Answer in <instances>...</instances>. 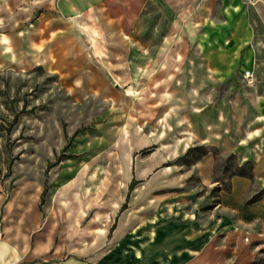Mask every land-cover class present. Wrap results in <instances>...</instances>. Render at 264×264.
Segmentation results:
<instances>
[{
	"label": "rangeland",
	"instance_id": "obj_1",
	"mask_svg": "<svg viewBox=\"0 0 264 264\" xmlns=\"http://www.w3.org/2000/svg\"><path fill=\"white\" fill-rule=\"evenodd\" d=\"M135 27L136 50L114 55L107 52L118 44L104 23L79 8L0 0L1 239L24 243L32 264H163L182 248L177 211L203 224L220 189L237 176L245 135L234 128L210 140L194 133L193 106L230 96L239 89L231 82L245 79V71L215 85L204 55L160 54L162 45L182 44L156 2H148ZM120 57L137 68L102 69L112 65L107 58ZM88 58L95 64L83 70ZM162 60L163 68L155 63ZM102 75L112 82L104 86ZM209 109L215 118L223 112ZM196 144L209 151L183 162ZM257 187L253 181L249 197ZM242 228L238 236L217 235L194 260L178 264H264L258 222Z\"/></svg>",
	"mask_w": 264,
	"mask_h": 264
},
{
	"label": "crops",
	"instance_id": "obj_2",
	"mask_svg": "<svg viewBox=\"0 0 264 264\" xmlns=\"http://www.w3.org/2000/svg\"><path fill=\"white\" fill-rule=\"evenodd\" d=\"M148 2L160 5L162 13L172 22L171 36L182 44L176 48L162 45L160 54L190 52L204 55L212 76L210 81L215 85L227 80L237 68L252 73V78L232 81L231 84L239 86V89L230 96H222L218 104L208 105L206 108L202 105L193 106L194 133L204 135L208 140L217 135H225L224 130L235 132V129L245 135L241 136L240 141L241 164L253 162V178L234 176L231 188L220 190L219 201L214 206L216 208L203 224L194 214L184 209L177 211L174 216H177L180 225L174 232L178 243H182V248L175 258L172 256L163 264H178L187 258L194 260L200 254L199 249L213 243L217 235L229 238L240 235L242 227H248L252 220L258 222L257 235L264 236V195L249 202L255 193L259 194L257 192L264 190V0H256L254 3L243 0H59L66 11L79 8L84 16H95L104 23L105 30L110 32L106 35L114 44H118L107 52L114 55L131 54L136 50L132 31ZM152 52L150 47L144 50L148 55ZM88 60L90 61L83 70L90 69L95 64L90 58ZM127 60L120 57L112 61V58H107L112 65L105 63L100 68L116 71L137 68L134 59L129 62ZM155 63L161 68L166 65L163 60ZM182 64L179 69L184 68L185 62ZM102 76L101 83L104 86L112 82L106 75ZM184 80H179L180 87H184ZM90 81L93 80L88 79L87 83ZM167 84L168 79H165L161 86ZM197 92L200 95V89ZM217 93L218 89L209 94V97L215 100ZM193 94L195 95L194 92ZM214 106L223 111L217 118L209 109ZM253 181L258 189L249 197L253 191ZM229 211L233 212L238 224L228 215ZM1 213L0 207V217ZM19 228L23 229L18 226L17 229ZM3 229L10 228L5 224ZM9 240L0 239V264H32L31 256L26 255L24 243ZM37 254L39 253L34 255Z\"/></svg>",
	"mask_w": 264,
	"mask_h": 264
},
{
	"label": "trees",
	"instance_id": "obj_3",
	"mask_svg": "<svg viewBox=\"0 0 264 264\" xmlns=\"http://www.w3.org/2000/svg\"><path fill=\"white\" fill-rule=\"evenodd\" d=\"M83 129L84 128L77 129L75 132V135ZM67 147H68V145H67ZM208 151H209L208 147L205 146L204 144H196L187 150V152L182 156V160H183V162H185L187 164H193L194 162L200 160ZM245 167H246V169H245ZM232 175H240V176H246L249 178H253V164H252V162L247 161V162L239 165L238 170L234 171L232 173ZM135 183H136V181H132L130 183L129 192L127 194L126 202L122 205V208L127 207V199L129 198V193L133 190ZM230 188H231V182L224 189L229 190ZM261 197H262V195L260 193L256 194V195H254V197L252 199L249 200V202H253V201H255ZM113 228L114 227L112 226V228L110 229V232L113 231Z\"/></svg>",
	"mask_w": 264,
	"mask_h": 264
},
{
	"label": "built area",
	"instance_id": "obj_4",
	"mask_svg": "<svg viewBox=\"0 0 264 264\" xmlns=\"http://www.w3.org/2000/svg\"><path fill=\"white\" fill-rule=\"evenodd\" d=\"M243 1L247 3H254L256 0H243ZM245 75L248 78H252V73L249 70L245 71ZM2 236H3V231L0 229V239L2 238Z\"/></svg>",
	"mask_w": 264,
	"mask_h": 264
}]
</instances>
